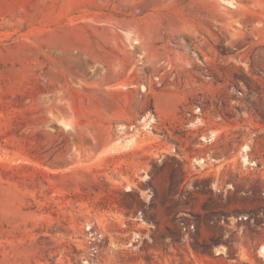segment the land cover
Wrapping results in <instances>:
<instances>
[{
	"label": "rangeland",
	"instance_id": "1",
	"mask_svg": "<svg viewBox=\"0 0 264 264\" xmlns=\"http://www.w3.org/2000/svg\"><path fill=\"white\" fill-rule=\"evenodd\" d=\"M264 0H0V264H264Z\"/></svg>",
	"mask_w": 264,
	"mask_h": 264
},
{
	"label": "bare ground",
	"instance_id": "2",
	"mask_svg": "<svg viewBox=\"0 0 264 264\" xmlns=\"http://www.w3.org/2000/svg\"><path fill=\"white\" fill-rule=\"evenodd\" d=\"M261 250L264 251V244L261 246Z\"/></svg>",
	"mask_w": 264,
	"mask_h": 264
}]
</instances>
